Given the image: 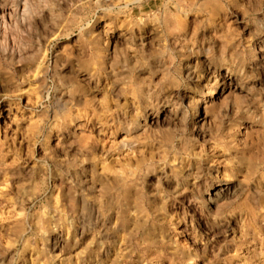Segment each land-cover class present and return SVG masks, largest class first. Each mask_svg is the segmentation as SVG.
Returning a JSON list of instances; mask_svg holds the SVG:
<instances>
[{"label": "rangeland", "instance_id": "obj_1", "mask_svg": "<svg viewBox=\"0 0 264 264\" xmlns=\"http://www.w3.org/2000/svg\"><path fill=\"white\" fill-rule=\"evenodd\" d=\"M0 264H264V0H0Z\"/></svg>", "mask_w": 264, "mask_h": 264}, {"label": "bare ground", "instance_id": "obj_2", "mask_svg": "<svg viewBox=\"0 0 264 264\" xmlns=\"http://www.w3.org/2000/svg\"><path fill=\"white\" fill-rule=\"evenodd\" d=\"M56 191V190H55ZM80 200V199H79ZM90 203V202H89ZM95 210V209H94ZM51 212V210H50ZM55 212H58L57 209L55 210ZM95 212V211H94ZM94 214V213H93ZM50 217L49 218H56L57 217V213L55 214H50ZM59 215V214H58ZM48 219V218H47ZM95 219V218H94ZM46 221V220H45ZM29 223V222H28ZM59 230V229H58ZM58 232V231H57ZM55 233V232H54ZM56 235V234H55ZM53 239V238H52ZM51 241V240H49ZM117 241V240H116ZM51 243V242H50ZM54 245H55V248H61L63 245H64V240L61 238V236L58 234L54 237ZM51 246V245H50ZM58 251V250H57ZM113 252V251H112ZM56 259V258H55ZM42 262V261H41Z\"/></svg>", "mask_w": 264, "mask_h": 264}]
</instances>
